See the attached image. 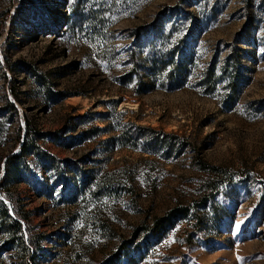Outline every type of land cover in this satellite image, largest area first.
<instances>
[{
    "label": "rangeland",
    "instance_id": "1",
    "mask_svg": "<svg viewBox=\"0 0 264 264\" xmlns=\"http://www.w3.org/2000/svg\"><path fill=\"white\" fill-rule=\"evenodd\" d=\"M0 199V264H264V0H0Z\"/></svg>",
    "mask_w": 264,
    "mask_h": 264
},
{
    "label": "trees",
    "instance_id": "2",
    "mask_svg": "<svg viewBox=\"0 0 264 264\" xmlns=\"http://www.w3.org/2000/svg\"><path fill=\"white\" fill-rule=\"evenodd\" d=\"M6 105L11 106V108L15 110L14 105L9 101H6ZM35 133L36 131L32 129L29 123H27V130L25 132V136L21 140L20 131L18 130L15 140L19 142L21 140L20 152L8 156L3 181L6 180L9 176H12L14 180H18L19 168L22 165L24 157L27 153H33L37 155L42 154V151L39 147L38 142L36 141V138L33 137V134ZM117 139L120 140L121 138L117 137ZM200 204L201 206L205 207L206 201H201ZM189 214H191L195 219L199 218V214L194 210L192 211L191 207L185 205L175 206L169 209L164 215L155 218L150 226L145 228L146 225H144L143 228L148 229L152 235H158L160 230H164L165 226L167 227L171 225L176 219L180 217H185ZM21 218L23 217L20 213L17 215H11L7 205L0 199V231L4 233V236H6V239L11 243V245L17 246L19 248L23 258H26L28 254L32 258L34 256V253L31 254L30 248L27 244V240L22 231ZM136 230H140V227H138ZM122 243L119 245L118 250L124 247V244ZM118 255L119 251L118 253H116V260L119 257Z\"/></svg>",
    "mask_w": 264,
    "mask_h": 264
},
{
    "label": "snow or ice",
    "instance_id": "3",
    "mask_svg": "<svg viewBox=\"0 0 264 264\" xmlns=\"http://www.w3.org/2000/svg\"><path fill=\"white\" fill-rule=\"evenodd\" d=\"M237 227H239V225H237Z\"/></svg>",
    "mask_w": 264,
    "mask_h": 264
}]
</instances>
